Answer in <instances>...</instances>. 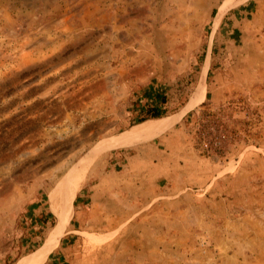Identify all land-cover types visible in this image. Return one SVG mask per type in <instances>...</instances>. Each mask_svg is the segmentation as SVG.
<instances>
[{"label": "rangeland", "instance_id": "1", "mask_svg": "<svg viewBox=\"0 0 264 264\" xmlns=\"http://www.w3.org/2000/svg\"><path fill=\"white\" fill-rule=\"evenodd\" d=\"M156 92L167 125L133 129ZM42 247L264 264V0H0V264Z\"/></svg>", "mask_w": 264, "mask_h": 264}, {"label": "bare ground", "instance_id": "2", "mask_svg": "<svg viewBox=\"0 0 264 264\" xmlns=\"http://www.w3.org/2000/svg\"><path fill=\"white\" fill-rule=\"evenodd\" d=\"M162 119L163 118L152 119V120L141 122L137 124V126L133 129L147 131V130H153V129L164 127L167 125L168 122H165ZM83 174H84V171H81L77 179L76 177L70 179L68 182L65 183L64 189L58 188L51 196V200L58 199L59 204H58L57 209L55 210V215L59 218L61 223H66L67 221V218L69 216L68 215L69 214V202H70L69 200L71 196L73 195V192L76 189L78 181L82 180ZM46 246L48 248V245ZM45 253H46V248L42 247L39 250L33 251L28 256L24 257L23 259H20L15 264H40L45 257Z\"/></svg>", "mask_w": 264, "mask_h": 264}, {"label": "trees", "instance_id": "3", "mask_svg": "<svg viewBox=\"0 0 264 264\" xmlns=\"http://www.w3.org/2000/svg\"><path fill=\"white\" fill-rule=\"evenodd\" d=\"M152 98L155 100V104H149L146 105L143 109L142 114L136 118L135 120V124L147 121V120H152V119H159L163 116L167 115V98L165 95L160 94L159 92H156L154 94H152ZM184 104V100L183 101H179V106H182ZM210 132H206V139L210 137ZM210 140V139H209ZM207 140L206 145H208V149H211L210 147V141ZM215 152V150H213ZM216 154H218V152H215ZM77 201V196H74L73 200H72V206H75V203ZM55 224V217L54 216H50V222L49 225L50 227H52ZM4 264H10L9 262H6Z\"/></svg>", "mask_w": 264, "mask_h": 264}]
</instances>
